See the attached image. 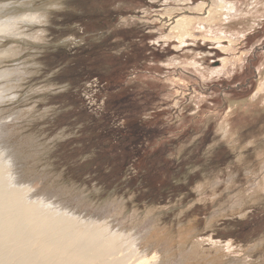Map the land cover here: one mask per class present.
Listing matches in <instances>:
<instances>
[{"label": "rangeland", "instance_id": "obj_1", "mask_svg": "<svg viewBox=\"0 0 264 264\" xmlns=\"http://www.w3.org/2000/svg\"><path fill=\"white\" fill-rule=\"evenodd\" d=\"M25 1L48 15L7 63L26 80L1 108L39 111L21 131L47 145L39 165L124 197L122 228L153 213L147 253L169 229L172 264H264V0ZM178 14L180 32L165 22Z\"/></svg>", "mask_w": 264, "mask_h": 264}, {"label": "bare ground", "instance_id": "obj_2", "mask_svg": "<svg viewBox=\"0 0 264 264\" xmlns=\"http://www.w3.org/2000/svg\"><path fill=\"white\" fill-rule=\"evenodd\" d=\"M5 1L0 3V264H164L165 262L172 264L173 261L163 258L175 246L176 240L170 236L169 229L166 230L167 234H164L163 238L158 239L159 242L164 243V246H160L161 249L155 248L147 253V249L143 250L146 247L141 248L139 237L145 232L148 233L149 227L153 225L152 222L155 221L152 218L153 213L147 217L151 224L149 223L145 229L141 225L144 229L142 231L133 227L131 229L122 228L128 218L126 214L128 211L120 212L125 210L128 203L124 201V197H106L107 200L98 201L87 189L88 187L82 186L83 181L80 184H74L73 181L74 183L71 182L70 185L68 184L70 181L67 182L64 175L59 174L60 172L57 173L47 166L39 165L44 156L43 150L47 145L39 134L29 133L25 136L24 132H21L25 127H22L24 122H31L30 118L39 111L22 113L18 110L14 114L7 115V110L1 108L5 102H11L15 89L26 80L25 75H22L24 72L22 74L18 72L21 68H17L18 70L15 66V68H10L7 63L14 61L21 45L29 43L28 36L32 39L43 36L34 33V30L38 24L46 20L48 15L47 13H34L28 9L26 6L29 1ZM174 17L169 16L165 20L166 25L169 27L172 24L170 28L179 26L180 32L184 24L181 27V24L177 22L183 21L184 16L174 15ZM183 31L184 33H179V38L177 37L181 44L185 43L183 37L190 34L189 31ZM72 39H67V41ZM7 40H11L13 45L2 48ZM43 115L44 113L40 112L38 117ZM16 142H19L22 147H18L19 144L17 145ZM23 146L26 149H24L25 152L21 150ZM44 173L50 174L52 181L46 180V182L42 176ZM54 183H61L65 188L55 190L53 189ZM69 194L78 201L77 210L69 206L66 198L64 200V196H69ZM82 205L85 207L90 205L103 210L107 208L106 213L108 214L101 217L92 213L88 214L85 210L79 211ZM134 212L131 220H141L142 211L134 210ZM157 213H155L156 216H158ZM158 228L157 231L164 232L163 228ZM153 232L155 233V230ZM193 236L189 239L191 242ZM184 253L180 254L184 255Z\"/></svg>", "mask_w": 264, "mask_h": 264}, {"label": "trees", "instance_id": "obj_3", "mask_svg": "<svg viewBox=\"0 0 264 264\" xmlns=\"http://www.w3.org/2000/svg\"><path fill=\"white\" fill-rule=\"evenodd\" d=\"M77 112H78V113H81V114L84 116V113H83V111H82V110H80V109H77ZM104 130H105V129H103L102 133L104 132ZM105 131H106V130H105Z\"/></svg>", "mask_w": 264, "mask_h": 264}]
</instances>
